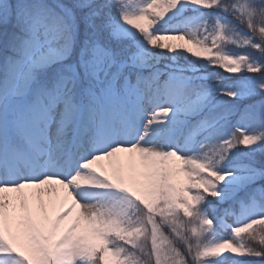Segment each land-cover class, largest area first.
I'll list each match as a JSON object with an SVG mask.
<instances>
[{
  "label": "snow or ice",
  "instance_id": "snow-or-ice-1",
  "mask_svg": "<svg viewBox=\"0 0 264 264\" xmlns=\"http://www.w3.org/2000/svg\"><path fill=\"white\" fill-rule=\"evenodd\" d=\"M256 258L264 0H0V264Z\"/></svg>",
  "mask_w": 264,
  "mask_h": 264
},
{
  "label": "trees",
  "instance_id": "trees-1",
  "mask_svg": "<svg viewBox=\"0 0 264 264\" xmlns=\"http://www.w3.org/2000/svg\"><path fill=\"white\" fill-rule=\"evenodd\" d=\"M172 23L175 24V21H173ZM165 27H167V25H165ZM211 71L218 72V71H221V69H219V68H213V69H211ZM225 75H229L230 76V79H232V80L241 79V77L239 75H233V74H228V73H225ZM249 102L250 101H248V100L234 101V103H236L238 106H242L243 104H247ZM232 124L235 125L236 124V121L233 120L232 121ZM241 195H242V193H241ZM252 264H264V261H261V260H259V258H256L255 260L252 261Z\"/></svg>",
  "mask_w": 264,
  "mask_h": 264
},
{
  "label": "rangeland",
  "instance_id": "rangeland-1",
  "mask_svg": "<svg viewBox=\"0 0 264 264\" xmlns=\"http://www.w3.org/2000/svg\"><path fill=\"white\" fill-rule=\"evenodd\" d=\"M230 224L232 223V220L231 219H229V221H228ZM223 235H225V236H227L228 235V232H223L222 233Z\"/></svg>",
  "mask_w": 264,
  "mask_h": 264
}]
</instances>
